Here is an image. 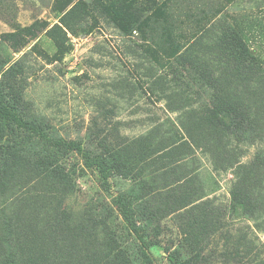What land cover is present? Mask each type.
<instances>
[{
    "label": "rangeland",
    "instance_id": "1",
    "mask_svg": "<svg viewBox=\"0 0 264 264\" xmlns=\"http://www.w3.org/2000/svg\"><path fill=\"white\" fill-rule=\"evenodd\" d=\"M77 4L70 22L83 10L93 29L60 47L47 30ZM221 16L264 65V0H0V48L13 60L40 55L26 60V112L107 169L30 133L2 142L0 264L264 260V134L215 147L203 110L212 92L177 58Z\"/></svg>",
    "mask_w": 264,
    "mask_h": 264
},
{
    "label": "trees",
    "instance_id": "2",
    "mask_svg": "<svg viewBox=\"0 0 264 264\" xmlns=\"http://www.w3.org/2000/svg\"><path fill=\"white\" fill-rule=\"evenodd\" d=\"M78 4L60 17L61 24L55 23L47 33L55 39L60 47H65L68 32L76 34L79 30L90 32L83 10L80 21L70 22V15ZM87 28V29H86ZM28 32V30H26ZM33 38V37H31ZM37 43L34 44V46ZM66 52L67 50L64 49ZM34 48L26 51L18 59H11L8 52L0 48V144L10 141L19 132L30 133L41 140H47L64 146H72L78 150L88 167L97 166L107 176L106 163L102 155H93L76 141H66L50 135L45 127L32 119L26 112L27 102L24 93L28 84L26 60ZM36 53V52H35ZM38 56V52L36 53ZM41 54V53H40ZM177 58L191 70L194 78L201 82V87L212 92V106L203 108L209 118L208 136L215 140L214 146L226 147L230 139L238 142L261 138L264 134V65L261 58L248 46L244 33L231 23L226 16L212 21L186 47ZM163 73L156 76L163 99L170 106L168 91L172 88V80ZM179 107L189 106V96L178 98ZM182 126V125H181ZM181 143L192 142V134L188 128L182 127ZM169 136L159 138L158 143L169 140ZM173 138V135L171 136ZM223 142V143H221ZM166 151V149H165ZM123 217L131 229L136 228L130 213L123 210ZM144 264H151V258L145 254ZM259 264H264L261 260Z\"/></svg>",
    "mask_w": 264,
    "mask_h": 264
}]
</instances>
